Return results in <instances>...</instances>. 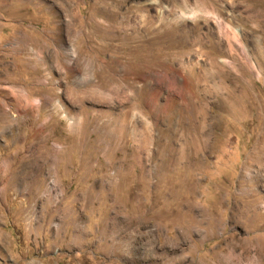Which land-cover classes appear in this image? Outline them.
I'll return each mask as SVG.
<instances>
[{
  "label": "rangeland",
  "instance_id": "rangeland-1",
  "mask_svg": "<svg viewBox=\"0 0 264 264\" xmlns=\"http://www.w3.org/2000/svg\"><path fill=\"white\" fill-rule=\"evenodd\" d=\"M0 264H264V0H0Z\"/></svg>",
  "mask_w": 264,
  "mask_h": 264
},
{
  "label": "bare ground",
  "instance_id": "bare-ground-1",
  "mask_svg": "<svg viewBox=\"0 0 264 264\" xmlns=\"http://www.w3.org/2000/svg\"><path fill=\"white\" fill-rule=\"evenodd\" d=\"M212 13V12H211ZM210 13V14H211ZM212 15H214L213 13H212ZM183 16V15H182ZM215 16V15H214ZM213 16V17H214ZM183 17H185V18H190L191 16L189 15V16H186V15H184ZM220 31L222 32V30L220 29ZM226 36H228V38L230 37V35L229 34H227L226 33ZM233 38H235V37H233ZM230 47H231V45H229ZM61 108V107H60ZM63 108V107H62ZM66 111V110H65ZM64 116L67 118V119H69V121L71 122V125L73 124V126H75L76 125V121H74V119H72V117H70L69 116V114L67 113V112H65L64 113ZM78 122V121H77Z\"/></svg>",
  "mask_w": 264,
  "mask_h": 264
}]
</instances>
